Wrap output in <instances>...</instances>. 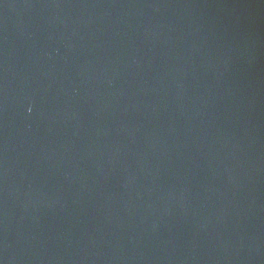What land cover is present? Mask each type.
I'll use <instances>...</instances> for the list:
<instances>
[{"label":"water","instance_id":"water-1","mask_svg":"<svg viewBox=\"0 0 264 264\" xmlns=\"http://www.w3.org/2000/svg\"><path fill=\"white\" fill-rule=\"evenodd\" d=\"M0 264H264V0H0Z\"/></svg>","mask_w":264,"mask_h":264}]
</instances>
